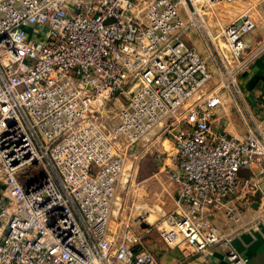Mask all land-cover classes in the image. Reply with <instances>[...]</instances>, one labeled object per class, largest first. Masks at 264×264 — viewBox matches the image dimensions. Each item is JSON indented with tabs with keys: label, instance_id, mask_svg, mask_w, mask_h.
Listing matches in <instances>:
<instances>
[{
	"label": "built area",
	"instance_id": "obj_1",
	"mask_svg": "<svg viewBox=\"0 0 264 264\" xmlns=\"http://www.w3.org/2000/svg\"><path fill=\"white\" fill-rule=\"evenodd\" d=\"M261 1L0 0V264H161L128 222L109 221L127 156L169 119L181 125L167 169L175 207L159 234L183 258L221 240L211 217L236 219L247 193L264 195V133L212 128L224 93L243 100L239 74L259 50L244 37L264 28ZM235 2L209 29L206 12ZM193 27L205 56L186 41ZM118 95L108 125L101 112ZM29 164L43 172L24 180ZM225 264L248 259L228 247Z\"/></svg>",
	"mask_w": 264,
	"mask_h": 264
},
{
	"label": "rangeland",
	"instance_id": "obj_2",
	"mask_svg": "<svg viewBox=\"0 0 264 264\" xmlns=\"http://www.w3.org/2000/svg\"><path fill=\"white\" fill-rule=\"evenodd\" d=\"M223 6L216 8L217 17L212 18L209 11V29L215 30L219 23L226 24L231 20L244 3H222ZM263 9V6L262 8ZM185 15L184 12H181ZM264 34V28L259 27L248 33L249 36L257 37ZM186 41L194 44L202 56L206 55L207 44L200 31L193 27L187 35ZM207 65L212 66L215 76L210 85L216 83V61L207 57ZM126 102L123 95L111 97L105 101L101 118L106 119L108 125L115 119L116 111ZM172 119L154 127L146 133L135 145L133 151L127 156L122 174L115 187V198L112 207L109 224L120 228L124 222H128L137 232L145 245L151 247L170 248L160 237L159 228L162 219L175 207V185L168 176L167 168L169 161L173 159L171 153L173 147V135L178 132L174 128ZM42 164H29L26 174L22 179L36 178L42 174ZM244 177L243 173H240ZM151 246V247H150ZM152 249V248H151ZM175 249V248H174ZM176 250V249H175ZM157 258L161 255L151 250Z\"/></svg>",
	"mask_w": 264,
	"mask_h": 264
},
{
	"label": "crops",
	"instance_id": "obj_3",
	"mask_svg": "<svg viewBox=\"0 0 264 264\" xmlns=\"http://www.w3.org/2000/svg\"><path fill=\"white\" fill-rule=\"evenodd\" d=\"M257 9L264 12L263 1L258 4ZM244 39L249 49L259 47V50L239 74L243 100L224 93L223 102L218 106L212 121L215 132L222 131L238 137H244L249 130L255 128L264 133V34L254 38L246 34ZM176 128L179 130L181 125ZM171 154L173 159L169 161L168 168L176 161L174 153ZM260 166L264 173V157ZM240 173L249 176L259 175L260 171L242 168ZM237 204L238 218H229L221 210L211 217V222L217 226L222 238L194 255L183 258L175 247L150 246L151 249L147 244L146 246L150 251L161 253L158 257L161 264H225L228 247H233L245 256L248 264H264V195L261 192L247 193ZM225 238L228 240L224 241Z\"/></svg>",
	"mask_w": 264,
	"mask_h": 264
}]
</instances>
